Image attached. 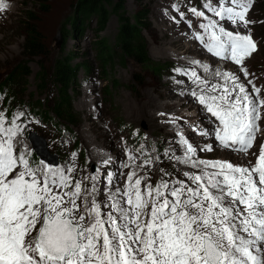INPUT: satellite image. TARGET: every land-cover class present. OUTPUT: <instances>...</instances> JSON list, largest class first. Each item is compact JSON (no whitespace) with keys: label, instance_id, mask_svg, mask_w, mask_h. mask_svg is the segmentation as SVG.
<instances>
[{"label":"snow or ice","instance_id":"snow-or-ice-1","mask_svg":"<svg viewBox=\"0 0 264 264\" xmlns=\"http://www.w3.org/2000/svg\"><path fill=\"white\" fill-rule=\"evenodd\" d=\"M251 6L252 0H205L203 8L218 19L189 9L206 21L199 28L207 40L199 32L195 40L212 56L240 66L245 78L244 62L257 45L250 34L226 30L220 21L247 28L253 23L246 18ZM6 8L0 0V12ZM215 75L230 86L219 90L211 84L204 94L192 93L214 118L213 129L201 135H214L219 146L247 153L264 120L262 90L248 80L250 93L229 72ZM190 76L207 83L195 71ZM24 115L17 113L5 127L0 113V264H264V144L249 167L194 160L196 148L181 136L182 162L200 169V174L184 173L190 184L161 179L142 188L143 178L129 172L123 191L108 194L106 217L95 200L77 215L82 185L76 181L74 190L65 191L72 186V167L34 168L25 153H15L17 121ZM211 150V145L201 149Z\"/></svg>","mask_w":264,"mask_h":264},{"label":"rangeland","instance_id":"rangeland-1","mask_svg":"<svg viewBox=\"0 0 264 264\" xmlns=\"http://www.w3.org/2000/svg\"><path fill=\"white\" fill-rule=\"evenodd\" d=\"M71 2L72 0H43L45 9L39 10L37 9L38 0H5L7 8L0 12L1 85H4L3 79L10 72L13 73L14 70H19L24 61L21 55L22 26L20 23L24 11H32L35 18L34 22L44 42L48 45L49 52L42 59L32 57L29 60V72L26 77L21 79L18 77V81L14 82L15 86L12 89L16 92L15 96L7 95L8 99H5V91L7 90L0 91V113L4 115L5 127L10 126L11 119L17 113L22 111L25 114L24 117L17 121L21 126V131L16 136L18 145L14 144L15 140H13V144L15 153H25L32 167L43 168L47 166L54 168L56 165H61L60 167L64 168L65 166H62L65 162L70 165L69 167H72V172L68 174L71 181L74 176V181H79L82 185L81 194L76 199L79 208L77 215L84 213L86 208L90 207L91 202L95 200L101 205V215L106 217L110 210L108 205L111 203L108 200V194L115 192L117 188L122 192L126 184L118 175L117 170L120 167H136L134 168V171L138 173L136 176L143 178L142 188L147 185V182L148 184L156 185L161 179L171 182L185 180V182L190 184V181L184 175L187 170L182 167L183 163L181 161L184 157L186 146L181 143V139L178 140L176 134L165 135L159 128L164 123L165 125L171 124V122L167 123V121L178 114L180 116L190 114V118H185L183 122L174 126V131L177 133V130H179L181 136L196 148L194 160L226 161L240 166L251 165V163L247 162V159L248 161L254 160L252 152L250 153L251 156H243V154L241 157L235 156V153L232 154L229 150L219 147L212 141L198 138V135L204 132V129L193 130L190 128L194 124V120H192L194 105L189 98L185 100V97L176 96L177 93L175 94V92L174 94L172 93V98H166L167 93L173 92L172 86L189 83L187 78L192 71H195L198 76L201 75L200 77L208 78L204 69H200L197 63H204L203 66H210V62H212L211 67H218L219 62H224V64L226 63L224 65L225 68L221 72H230L236 76V73H238V76L242 77L241 83H244L250 89L252 88L246 82L245 79L248 77H244L240 71V66L236 65V67H233L234 65H228L230 60L212 57V54L205 48H201L203 45L199 41L194 39L195 42H193L187 37L193 44L194 49L191 50L184 47L183 41L176 42L173 45L168 44L169 39L172 37L169 28H167L168 25L174 28L178 37L188 35L187 28H195L194 33L200 32L199 24L202 23V18L195 17L189 11L190 8L195 7L204 11L209 18L218 19L203 8L205 0H124L127 14H131L138 8H145L147 11L149 23L147 30H143V34L146 39L148 55L151 59L165 62V65H167L165 69L158 73L143 67L129 57L122 58V61L115 58L113 63L106 68L97 63L93 59L94 50L92 49L95 26L93 18L86 25L84 33L80 37L72 38L67 36L62 41V35H65L64 23L71 11ZM174 5L177 6L175 10ZM180 13L184 14L183 19H181ZM246 18L253 22L247 28L233 25L230 27L227 21H220V23L226 30L240 31L252 36L257 45V50L250 58H246L243 67L246 68L250 77H252V83L260 88L262 90L261 94L264 95V6L260 4V0H252V6ZM189 22L191 27H189ZM203 23H206V21L203 20ZM116 27L117 19L112 14L109 16L104 29L100 31V35L107 42L112 43L115 39ZM205 37L207 36L205 35ZM162 45H166L169 49L168 52L164 51L161 47ZM61 48L65 51H74L75 55L85 54L89 64L88 70L79 68L77 72L76 93H72V110L75 112V123L70 125H66L56 118L49 119L50 117L48 116L35 117L27 109V104H30L35 98L49 102L54 87L52 81L48 79V72L51 68L53 55ZM206 55H210L211 58ZM212 58L215 60H212ZM178 68L184 74L178 73L176 71ZM40 69L45 74L42 81L37 76V71ZM206 73L215 77L210 76L211 79L208 78V80L213 81V84H221L222 86L223 83L227 84L222 78L219 79L222 76H214L209 70ZM255 73L260 77V80ZM178 92L180 91L178 90ZM182 101L189 105L188 108L192 109H178ZM23 103H26V105H23ZM140 104H144V106L141 107ZM149 107L152 109L149 113L150 116L148 115ZM157 116L160 118H153ZM207 119L213 121L211 117ZM263 122L264 120L259 122L260 130L262 131L259 130V132L264 135ZM27 130H33L35 135L44 138L46 149L57 154L58 162L56 164L47 163L34 154L26 135ZM187 130H189L190 135ZM182 131L186 134H183ZM186 135L189 137H187L188 139ZM122 136L125 139L118 140V144L120 143L123 149L124 147H126L125 149L139 148L140 158L145 156V160L148 163L138 158L139 162L137 159L138 153L128 150L124 154L120 152L116 155L117 160L115 161L117 163L113 165V168L106 166L107 169L113 171V179L115 178V181L112 180L108 184L103 183L102 180L97 184L98 180H101L104 171L103 162L113 157V155L115 156L118 147L115 149L114 141ZM262 139L257 144L258 149L255 152V158L259 154V145L263 144L261 142ZM206 145H211L212 150L201 151ZM93 147L101 148L104 152L103 154L106 155L104 160H102L103 157L99 159V163L97 161L98 149L95 150ZM111 148L113 151L109 153ZM182 148L185 150L183 153L181 152ZM73 153H75V156H73ZM179 153L182 155L181 158L177 157ZM229 154L233 156H229ZM91 168H93L92 171H88ZM162 169L163 171H161ZM109 170L106 173L104 172V179H107L109 177L108 174L112 172ZM207 171L214 170L207 169ZM187 173L200 174V169L192 168ZM93 188H95L94 192H92ZM71 190H74V185L66 191Z\"/></svg>","mask_w":264,"mask_h":264},{"label":"trees","instance_id":"trees-1","mask_svg":"<svg viewBox=\"0 0 264 264\" xmlns=\"http://www.w3.org/2000/svg\"><path fill=\"white\" fill-rule=\"evenodd\" d=\"M37 9L44 10L43 0H38ZM264 6V0H260ZM114 14L117 19L115 39L112 43L100 35L110 15ZM91 18L94 19V37L92 49L94 50L93 59L103 67L110 66L117 58L129 57L141 64L143 67L151 69L154 73L166 68L165 62L153 60L147 52L146 39L143 30L148 28V16L145 8H138L131 14L125 10L124 0H72L71 11L64 23L65 35L80 37L84 33L86 25ZM35 18L31 10H26L21 18V55L24 61L19 70H14L3 79L4 85L0 83V91H5L7 95L15 96L16 92L12 89L18 77H26L28 62L32 57L44 58L48 52V45L44 42L38 27L34 22ZM91 60V59H90ZM85 54L75 55L74 51L63 48L58 49L51 60V68L48 72V79L52 81L54 91L51 93L49 102L35 98L27 109L35 117L48 116L49 119H59L64 124H74L75 112L72 110V93H76V76L79 68L88 70L89 64ZM90 63V61H89ZM8 74V73H7ZM39 80L45 77L42 69L37 71ZM26 105V103H23ZM36 155V154H35Z\"/></svg>","mask_w":264,"mask_h":264},{"label":"bare ground","instance_id":"bare-ground-1","mask_svg":"<svg viewBox=\"0 0 264 264\" xmlns=\"http://www.w3.org/2000/svg\"><path fill=\"white\" fill-rule=\"evenodd\" d=\"M191 21V20H190ZM196 22V21H195ZM202 23H203V19H202ZM228 24H230L229 22H228ZM193 26V25H192ZM195 26H196V24H195ZM198 26V25H197ZM230 27H232L231 26V24H230ZM165 28H166V26H165ZM167 28H169V30H170V33H171V38L169 39V41H168V44H170V45H173L174 43H176V42H178L179 43V41H183L184 42V47L186 48V49H188V50H191V49H194L193 48V44H191L192 42L191 41H193V42H195L194 41V29L195 28H192V29H186V31L187 32H189V33H187L188 35H186V36H183V37H178L177 35H176V32H175V30H174V28L172 27V26H170V25H168V27ZM203 30L201 29L200 30V32L199 33H201ZM169 33V32H168ZM174 35V36H173ZM202 35H204V33H202ZM187 37L191 40H188L187 39ZM205 40H207V37H205ZM198 44H199V42H198ZM200 46V45H199ZM163 49H164V51H166V52H168V48L166 47V45H162L161 46ZM177 47H178V44H177ZM176 47V48H177ZM202 49L204 48L203 46L201 47ZM200 50V49H199ZM163 51V52H164ZM201 51V50H200ZM203 51V50H202ZM205 51V50H204ZM206 52V51H205ZM178 53V52H177ZM203 53V52H202ZM207 54V53H206ZM199 56V55H198ZM208 58H211V56L210 55H206ZM187 57V56H186ZM213 57V56H212ZM189 60V59H188ZM212 60H215L214 58H212ZM197 63V62H196ZM204 64V63H203ZM203 64H199V63H197V65L199 66V68L200 69H204V66H203ZM213 63L212 62H210V66H207L208 67V69H209V71L214 75V76H217V75H215V73L216 72H220V73H224V71H222L221 72V70H223L225 67H224V65L226 64H224V62H219V66L217 67V66H212L211 67V65H212ZM228 65H230V66H233V67H236V64L234 63V62H232V61H230L229 62V64ZM216 67V68H215ZM195 68V67H194ZM240 72V71H239ZM209 73V72H208ZM230 73V72H229ZM237 74V76H238V73H236ZM256 74V73H255ZM205 75H206V77H208V78H210V76H209V74L207 75V73L205 72ZM234 75V74H233ZM240 75V74H239ZM198 76V75H197ZM201 76V75H200ZM199 76V77H200ZM256 76L257 77H259L257 74H256ZM211 77H213V76H211ZM239 78H240V81L239 82H241L242 80H241V78L242 77H240V76H238ZM201 78V80H203V81H206L207 83L206 84H200V83H196V82H198V81H196L195 80V78H191V76H189L188 78H187V80L189 81V83H187L186 85H174V86H172L171 87V89L173 90V92H171V93H167V95H166V98H172L173 96H172V93L174 94V92H175V94H176V96L178 95V96H181V97H185L184 99L185 100H187V98H189L190 99V102L191 103H193V105H194V112L192 113V115H193V118H192V120H194V124L193 125H191L190 126V128L191 129H198V128H202V129H204V131H211L212 129H213V127H214V124H213V121H214V118L213 117H211V115L209 114V113H207V111H206V109L204 108V106H202V105H200L199 104V102H198V100H197V98L196 97H194L193 95H192V93L193 92H196L198 95L199 94H204V92L202 91L203 89H206V87L208 86V85H211V84H213V81H210V80H208V78H205L204 76H202V77H200ZM213 78H215V77H213ZM222 77H220L219 79H221ZM211 79V78H210ZM223 80V79H222ZM246 80V82L248 81V80H252V77H250V75L248 76V78L247 79H245ZM259 80H260V77H259ZM215 81V80H214ZM261 82V81H260ZM219 86H221V88L219 89V90H222V88L224 87V86H229L230 84L229 83H227V84H224L223 83V86L221 85V84H218ZM250 86H252V85H250ZM247 88V90L251 93V89L247 86L246 87ZM178 90L180 91V92H178ZM171 91V90H170ZM87 92V91H86ZM180 93V94H179ZM262 97H264V95H262V94H260ZM146 96H149V95H146ZM148 99H150V98H148ZM163 99H165V98H163ZM179 99H181V98H179ZM183 100V99H182ZM151 101V100H150ZM146 103V102H145ZM93 104V103H92ZM152 105V104H151ZM140 106L142 107V106H144V104H140ZM157 106V105H156ZM188 106L189 105H186L185 104V102H183L182 101V103L179 105V107L180 108H178V109H183V108H185L186 110H191L190 108H188ZM126 107H128V106H126ZM148 108V107H147ZM159 109V108H158ZM130 110H131V107H130ZM152 109H151V107H149V110H148V115L150 116V111H151ZM153 110H156V109H153ZM193 111V110H192ZM186 113H187V111H185ZM152 116H153V114H151ZM212 118L213 119V121H209L207 118ZM89 118V117H88ZM154 119H159L160 117H153ZM185 118H190V114H186V115H181L180 116V114H178L176 117H174V118H171L169 121H167V123L168 122H171V124H166L165 125V123L164 124H162V127L160 126L159 128H160V131L161 132H163L165 135H169V134H172V135H177L178 136V140L180 139V136H181V133H180V131L179 130H177L178 132L177 133H175V131H174V126L176 125L177 126V124H179V123H181V122H183L184 121V119ZM195 118V119H194ZM201 119V120H200ZM195 120H197V121H195ZM198 120H200V121H198ZM187 121V120H186ZM264 123V122H263ZM179 127V126H178ZM263 128H264V126H263ZM178 129V128H177ZM190 129V130H191ZM156 130L158 131V132H160L159 130H158V128H156ZM261 131V130H260ZM110 132V131H109ZM187 132L189 133V130H187ZM262 132V131H261ZM115 133V132H114ZM182 133L183 134H186V133H184L183 131H182ZM111 135H113V133H111ZM189 135H190V133H189ZM199 137L198 138H202V139H204V140H209V141H212L213 143H215V144H217L218 146H219V144H218V142H216L215 141V139H214V135H212V136H203V135H198ZM188 136L186 135V138H187ZM114 138V137H113ZM122 138H124L125 139V137H120L119 139H116L115 141H114V144L116 145L115 146V149H116V147H118V149H117V151L115 152V156L113 155V157H110V158H108V160L106 159L105 161H107V163H105V161L103 162V169H104V171H103V174H102V176H101V180H98V182H97V184H99L102 180H103V183H108V184H110L109 183V180H108V178L107 179H104V177H105V174H104V172L106 173V171L107 170H109V169H107V165L108 166H111L112 168H113V165H115V163H117L115 160H117V157H116V155L118 154V153H126V151L128 150V151H132V152H134V153H138L139 152V148L138 149H136V148H127V149H125L126 147H124V149H123V147L121 146V144L119 143L118 144V140H120L121 141V139ZM189 138V137H188ZM187 138V139H188ZM263 138V139H262ZM166 139V138H165ZM174 139V138H173ZM260 139H262V141L261 142H263V144H264V135H263V133H260L259 131L256 133V139H255V142H254V147L252 148V149H250L249 150V152H247V153H241V152H238V151H234V150H232V149H227V150H229L230 152H232V154L233 153H235L234 155L235 156H240L241 157V155L243 154V156L244 155H248V156H251V152H252V155H253V157H254V160L253 161H251V160H249L248 161V159H247V162L248 163H251V165L250 166H252L254 163H255V152L257 151V149H258V147H257V144H258V142H259V140ZM13 140H15V143L14 144H17L18 145V143H17V137H14V139ZM35 140V139H34ZM37 143L39 142V140L38 139H36L35 140ZM260 142V143H261ZM165 143V142H164ZM177 147V146H176ZM179 147V146H178ZM219 147H221V146H219ZM260 145H259V149H260ZM181 148V147H180ZM223 148V147H222ZM93 149H98V163H99V159L100 158H102V160H104L105 158H106V155H104L103 153V151H102V149L100 148H95V147H93ZM223 149H225V148H223ZM40 150V149H39ZM109 150V149H108ZM113 150H112V148H111V150L109 151V153H111ZM150 151V150H149ZM185 150H183V148H182V150H181V152L183 153ZM96 153V152H95ZM158 153V152H157ZM148 154V153H147ZM147 154H146V156H147ZM232 154H229V156H231ZM181 153H179V156H177L178 158H181ZM233 156V155H232ZM234 156V157H235ZM257 157V156H256ZM138 158H140V153H138L137 154V159ZM140 160H142L143 162H146V160H145V156H141V158H140ZM140 160L138 159V161L140 162ZM182 161V160H181ZM96 162V161H95ZM183 163V162H182ZM67 164V165H66ZM106 164V165H105ZM135 164V163H134ZM61 165H56V167H54V168H57V167H59V168H61L60 167ZM66 167V169L70 166L68 163H64V165L62 166V167ZM181 166V165H180ZM240 166V165H239ZM249 166V167H250ZM64 167V168H65ZM95 167V166H94ZM182 167H184L185 168V170H187L186 172H188V170H191L193 167L190 165V164H185V163H183V165H182ZM134 168H136V167H131V166H129V167H120L119 168V170H117V172H118V175H119V177L122 179V181L124 182L125 181V183H127V181H126V178H127V176H128V173L129 172H135L134 171ZM92 169L93 168H91V170H88V171H92ZM102 169V170H103ZM75 171V170H74ZM73 171V172H74ZM109 171H112V170H109ZM86 172V171H85ZM89 173V172H88ZM136 173V172H135ZM111 175H112V180H114L115 181V178L113 179V177H114V173H113V171L110 173ZM117 174V173H116ZM115 174V175H116ZM138 173H136V175H137ZM96 175V174H95ZM100 175V174H99ZM108 176H109V174H108ZM138 177V176H137ZM184 179V178H183ZM182 181H185V180H182ZM112 182V181H111ZM74 183H75V181H74V176H73V180H72V185H74ZM147 184H148V182H147ZM116 185V184H115ZM151 185H152V183H151ZM114 187V186H113ZM116 187V186H115ZM66 190H68V189H66ZM65 190V191H66ZM107 191H108V189H107Z\"/></svg>","mask_w":264,"mask_h":264},{"label":"water","instance_id":"water-1","mask_svg":"<svg viewBox=\"0 0 264 264\" xmlns=\"http://www.w3.org/2000/svg\"><path fill=\"white\" fill-rule=\"evenodd\" d=\"M27 136L31 142L32 148L34 149L35 153L42 158L43 160L50 162V163H56L57 162V156L55 153L49 152L45 147V140L44 138L35 135L33 130L27 131ZM36 139L39 140V144L35 141ZM40 149V150H39Z\"/></svg>","mask_w":264,"mask_h":264}]
</instances>
